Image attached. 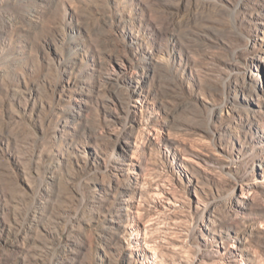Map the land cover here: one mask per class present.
<instances>
[{"label": "rangeland", "instance_id": "1", "mask_svg": "<svg viewBox=\"0 0 264 264\" xmlns=\"http://www.w3.org/2000/svg\"><path fill=\"white\" fill-rule=\"evenodd\" d=\"M0 264H264V0H0Z\"/></svg>", "mask_w": 264, "mask_h": 264}]
</instances>
